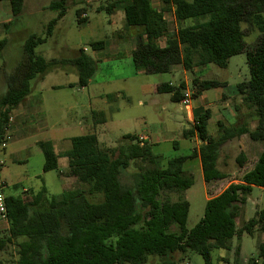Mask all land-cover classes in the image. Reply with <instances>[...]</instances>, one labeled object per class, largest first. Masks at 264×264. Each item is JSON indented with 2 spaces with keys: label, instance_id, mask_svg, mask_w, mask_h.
Wrapping results in <instances>:
<instances>
[{
  "label": "trees",
  "instance_id": "1",
  "mask_svg": "<svg viewBox=\"0 0 264 264\" xmlns=\"http://www.w3.org/2000/svg\"><path fill=\"white\" fill-rule=\"evenodd\" d=\"M13 19L20 15L24 0H7ZM98 12L110 15L118 8L124 13V26L137 28L143 42L137 44L132 60L137 72L169 73L181 65L185 71L213 64L225 68L229 58L245 51L249 79L236 85L241 102L252 108L256 116L254 128L227 127L217 122L219 135L212 137L207 130L211 117L208 110L195 117L186 137L196 138L187 156H178L162 166V159L152 152L149 143L140 144L135 135H124L115 148L103 149L94 134L71 139L67 159V176L85 188L64 191L59 197H49L43 186L39 191L26 190L18 195L3 196L7 220V236L0 239V248L16 243V264H145L156 257L161 264H175V253L193 252L204 264H212L214 250H230V240L243 234L253 236L260 231L264 240V207L254 217L236 227L252 188L264 190V0H160L159 10L151 0H103ZM67 0H51L48 10L56 16L42 35H30L23 43V61L7 77V90L0 97V149L7 142L10 114L31 92V82L57 64L71 65L77 72V83L87 85L96 71L95 61L81 49L71 60L46 61L35 50L52 35L57 22L66 14ZM172 7H171V6ZM172 8L177 28L170 32L163 17ZM83 8L76 10L77 22ZM192 22L186 25V22ZM253 25L262 33L255 45L247 50L242 24ZM8 24V23H7ZM5 24V26H7ZM164 38V46L158 44ZM0 40V53L5 47ZM94 51L103 49L104 41L90 43ZM1 68V67H0ZM217 81L193 78L191 99L203 91L224 86ZM186 85L162 83L157 93L170 94V101L180 103ZM246 135L250 141L263 145L252 168L243 173L238 183L229 184L221 193L206 200L203 217L191 229H186L189 204L182 197L170 201L167 194H182L193 185V176L185 171L188 160L199 159L204 182L209 185L223 180L217 161L221 147ZM42 156V171L57 169V156L50 142L37 143ZM176 148V144L174 143ZM3 150V149H2ZM239 168L245 157H236ZM137 167L123 180L127 169ZM13 190L17 186L13 185ZM98 201H92L96 197ZM239 247L235 251L238 256ZM258 258L264 259V242ZM224 259H221L223 261ZM256 258L248 260L255 264Z\"/></svg>",
  "mask_w": 264,
  "mask_h": 264
},
{
  "label": "rangeland",
  "instance_id": "2",
  "mask_svg": "<svg viewBox=\"0 0 264 264\" xmlns=\"http://www.w3.org/2000/svg\"><path fill=\"white\" fill-rule=\"evenodd\" d=\"M26 1L28 4L23 7L21 14L13 23L9 24V21L8 24L6 23L7 26L0 27V40L4 39L6 42L0 53V97L7 90V76L23 61L22 46L26 38L30 35H42L47 23L56 16L54 12L42 9L51 0ZM152 2L158 9L161 8V4L156 5L158 0ZM103 4V0H67L66 14L57 23L53 36L44 45L36 48V54L47 61L71 59L75 56L74 52L82 49L95 61L96 71L91 83L83 89L67 87L69 83L77 81L75 68L69 65L57 68L37 83L38 88H43L42 94L37 96L34 90L30 97L33 100L43 99L44 108L49 112L46 129L41 125L39 114L33 119V115L28 118L25 113L33 105L31 98L23 101L18 107L22 109L18 119L21 120L23 130L19 135L14 129L9 128L7 147L4 152L1 151L4 147L0 149V166H2L0 195H18L26 190L36 192L44 186L49 197H59L64 191L86 187L74 178L65 182L60 179L59 173L63 172L62 162L56 170L45 173L42 171L43 156L36 143L46 138L57 141L67 136L96 134L99 138L102 135L100 147L110 149L117 147L125 134L136 136L147 134L152 140V152L162 159V166H165L171 158L189 155L190 146L198 147L199 142L195 137L191 139V143L181 137L182 129L192 130V127H187L183 121V106L170 101V94L155 92V88L162 83L177 86L180 82H185L184 92L189 95L193 93L191 88L193 78L225 84L204 91L201 97L191 99L190 103L193 107L197 104H205L204 109L211 114L207 130L213 137L219 135L217 127L219 120L227 127L256 126L254 110L241 102L236 90L237 84L249 79L245 51L229 58L225 68L209 64L193 72L173 69L164 74L135 75L128 28H123V22L115 19V24L121 27V33H115L114 27L108 23L109 16L103 11L96 12L97 7ZM81 8L84 9L83 14L88 16L85 25L77 24L76 10ZM7 13L10 16L9 10ZM166 21L170 32L177 28L171 12L166 14ZM185 24L190 25L192 22ZM242 29L245 34L244 43L249 50L263 34L247 23L242 24ZM118 35L122 36L121 40L116 48H113L110 38L113 36L116 40ZM95 41H104L105 47L102 51L93 50L90 43ZM164 42L165 39L162 38L158 44L164 46ZM59 85L66 86L62 89L52 87ZM109 94L113 96L106 100L105 96ZM92 111L103 112L105 123L93 127ZM26 120L29 121L25 124ZM81 120L82 126L75 127V123ZM174 142H177V148L174 147ZM262 148V144L250 141L246 135L225 143L221 147L217 166L226 177L209 185L203 180L199 159L187 161L185 171L192 174L193 185L180 195L174 193L166 195L170 201L182 197L188 202L186 229L193 228L203 217L207 198L218 195L229 184L239 182L243 173L252 168ZM239 153L245 157L242 168H239L235 160ZM149 166L147 163L130 166L123 175V180L127 181L128 175L137 167ZM12 185H16L17 190H13ZM99 199L100 197L97 196L91 200ZM263 207L264 190L252 188L240 216L235 220L236 227L240 228L243 222L254 217L255 212ZM7 229V221L0 218L1 240L7 236ZM20 241L21 239L14 240L0 248V264H16V243ZM263 241L260 231H256L253 236L243 234L239 239L233 238L230 240V250H214L211 253L212 264H245L246 262L249 264L248 260L251 258H256L257 263L261 264L264 259L258 258V252ZM237 247H239L238 256L235 255ZM172 259L175 264H204L200 255L189 251L184 254L175 253ZM145 264L161 263L158 258L150 257Z\"/></svg>",
  "mask_w": 264,
  "mask_h": 264
},
{
  "label": "crops",
  "instance_id": "3",
  "mask_svg": "<svg viewBox=\"0 0 264 264\" xmlns=\"http://www.w3.org/2000/svg\"><path fill=\"white\" fill-rule=\"evenodd\" d=\"M27 1L26 0H24L23 1V7L24 6H26L28 3H26ZM50 3V2H49ZM151 4H152V7L153 8H155V9H157V10H159L154 4H153V2H152V0H151ZM159 4H161V2H160V0H158V2H157V6H159ZM49 5V4H48ZM48 5H46V6H44L42 9L43 10H45V9H47L48 10ZM162 6V4L160 5V7ZM171 6V5H170ZM23 7H22V9H23ZM100 6H98L97 7V9H96V12H98V8H99ZM172 7V6H171ZM170 7V9H166V10H164V12H163V17H164V19L166 20V14L168 13V12H171L172 13V8ZM8 10H9V13H10V16H11V18H10V16L8 15ZM22 12V11H21ZM55 13V12H54ZM84 13V11L82 12V14ZM21 14V13H20ZM56 14V13H55ZM82 14L80 15V19H84V21L83 22H81V23H78L77 22V24L78 25H85L87 22H88V16H87V14H83V17H82ZM85 15V16H84ZM3 16V17H2ZM109 16V20H108V23H109V25H111V26H113L114 27V29H115V33H121V27H118V25H116L115 24V19H117L118 21H122L123 22V28H125V29H127V27H125L124 26V13H123V10H122V8H118L117 10H115L113 13H111L110 15H108ZM172 16H173V13H172ZM174 18V17H173ZM13 19V17H12V14H11V10H10V5H9V2L7 1V0H0V27L1 26H5V24L6 23H8L9 21H11ZM61 20V19H60ZM59 20V21H60ZM58 21V22H59ZM57 22V23H58ZM57 25V24H56ZM56 27V26H55ZM55 27H54V30H55ZM169 27V26H168ZM54 30H53V32H52V35L51 36H49L48 38H47V40H46V42L48 41V39L49 38H51L52 36H53V33H54ZM128 31H129V39H130V42H131V60H132V53H133V51L136 49V47H137V44L139 43V42H143L144 41V37H141L140 36V33L138 32V31H140L139 29H132V28H128L127 29ZM138 30V31H137ZM131 31V32H130ZM0 32H1V30H0ZM119 37L115 40L114 39V37L112 36L110 39H111V42H112V47L113 48H116V46H117V44L119 43V41L121 40L120 39V37H122L121 35H118ZM112 38H113V41H112ZM45 42V43H46ZM44 43V44H45ZM44 44H42V45H44ZM41 46V45H40ZM104 47H105V45H104ZM104 47H103V49H104ZM103 49H100V50H96V51H102ZM84 51V50H83ZM74 54H75V56L73 57V58H75L76 56H77V52L75 53L74 52ZM73 58H71V59H73ZM71 59H67V61L68 60H71ZM61 60H64V59H61ZM47 61V60H46ZM48 61H51V60H48ZM57 61H59V60H57ZM132 64H133V68H134V72H135V75H137V74H143V75H147V74H144L143 72H137V70L135 69V66H134V63H133V60H132ZM69 65V64H68ZM61 66H64V65H61V64H57L55 67H53V68H51L49 71H47L44 75H41V76H38V77H35L34 79H33V81L32 82H35L36 84L34 85V83H32L31 82V92H30V94L23 100V101H25V100H31L32 98L30 97L31 96V94H32V92H34V90H35V95H37V96H39L40 94H42V89L43 88H38L37 86H38V82H40V81H42L43 79H44V77H45V75H47V74H49V73H51V72H53V71H55V70H57V68H59V67H61ZM69 66H71V65H69ZM72 67V66H71ZM204 68V67H203ZM173 69H176V70H179V71H184V72H187V71H185L183 68H182V66L181 65H177V66H173L172 68H171V70H170V72L173 70ZM15 70V69H14ZM75 70V73H76V76H77V72H76V69H74ZM194 71H196V69L194 70ZM14 72V71H13ZM12 74V73H11ZM11 74H9V75H11ZM95 74V73H94ZM8 75V76H9ZM7 76V77H8ZM94 76V75H93ZM93 76H92V78H93ZM91 78V79H92ZM91 79H89L88 80V82H87V85L85 86V87H87L88 86V84H90L91 83ZM77 83V81L75 82V83H69L68 85H67V87L68 88H78V87H76V86H74V87H71V85H75ZM185 83V82H184ZM186 85V84H185ZM65 86L66 85H59V86H52L53 87V89H62V88H65ZM85 87H82V88H78V89H83V88H85ZM158 87V86H157ZM157 87L155 88V92L157 93ZM204 92V91H203ZM203 92L200 94V96L199 97H201L202 96V94H203ZM112 96L113 95H111V94H109V95H106L105 96V99L107 100H109V99H111L112 98ZM199 97H197L196 99H198ZM31 98V99H30ZM33 100V99H32ZM43 99L42 98H40L39 100L37 99V100H33L32 102H33V105L32 106H30V108L29 109H27V111H25V113L28 115V118H30L31 117V115H33L34 117H33V119L35 118V116H36V114H39L40 116H41V125L44 127V129H46V127H47V123H46V121H47V118H48V114H49V112L44 108V102L42 101ZM23 103V102H22ZM21 103V104H22ZM30 103V102H29ZM190 103H191V100H190ZM20 104V105H21ZM179 105H180V103H178ZM19 105V106H20ZM205 105V104H204ZM204 105H199V104H197L196 106H192L191 104H190V108H191V111L190 112H188V111H186L184 108H182L183 109V111H184V119H183V121L186 123V125H187V127H193V123H194V119H195V117L196 116H198L199 114H201L203 111H205V109H204ZM207 106V105H206ZM208 107V106H207ZM204 110H203V109ZM211 111V110H210ZM22 114V109L21 108H17V109H15L12 113H11V115H10V120H9V126H10V129H14L15 130V132H17L19 135H20V133H21V131L23 130V125H22V123H21V120H19L18 119V116L19 115H21ZM91 116H92V120H93V127H95L97 124H104L105 123V117H104V115H103V112H100V111H92L91 112ZM33 119L31 120V121H33ZM29 120H26L25 121V124H26V122H28ZM219 121H221V120H219ZM190 123H192V124H190ZM82 124H83V122H82V120L81 121H79V122H76L75 123V127H77V126H82ZM252 129V128H251ZM189 130H191V128L189 129V128H186V129H182L180 132H181V137L182 138H184V139H186V140H188L190 143L192 142L191 141V139H189V138H187L186 137V135H187V133H188V131ZM95 136H96V139H97V142H98V144H99V146H101V138H103V136L102 135H100L99 136V138L97 137V135L96 134H94ZM125 135H131V134H125ZM211 135V134H210ZM81 136V135H80ZM124 136V135H123ZM136 136V135H135ZM139 136H144L145 138H146V141H148L147 143H149L150 145H151V147L153 146L152 144H151V137L150 136H148L147 134H143V135H139ZM212 136V135H211ZM74 137H77V136H67V137H65V138H63V139H61V140H57V141H55V140H52V139H49V138H46V139H44V140H42V141H44V142H50V144L52 145V148H53V151H54V153H55V155L57 156V169L61 166V162H62V168H63V172H61V173H59L60 174V179L61 180H63L64 182L65 181H67V180H70L71 181V179H73V177H70V176H67L66 175V173H67V171H68V166H67V159L64 157V153L66 152V151H68V150H70V148H71V139L72 138H74ZM136 137H138V136H136ZM213 137V136H212ZM7 138H8V136H7ZM11 139V138H10ZM104 140V139H103ZM39 142V141H38ZM37 142V143H38ZM104 142V141H103ZM7 143V142H6ZM37 143H36V145H37ZM175 144H176V148L178 147V144H177V142H174ZM6 147H7V144L4 146V149L3 150H1L2 152H4L5 151V149H6ZM38 147V146H37ZM65 147V148H64ZM39 148V147H38ZM192 146H190V148H189V153L191 152V150H192ZM103 149H105V148H103ZM106 149H108V148H106ZM1 167L2 166H0V170H1ZM65 171V172H64ZM75 179V178H74ZM13 186V185H12ZM23 190H25V189H23ZM208 199V198H207ZM264 242V241H263ZM262 242V243H263ZM261 243V244H262ZM247 263V262H246ZM245 263V264H246ZM255 264H258L257 263V261H255L254 262ZM261 264H264V262L263 261H261Z\"/></svg>",
  "mask_w": 264,
  "mask_h": 264
},
{
  "label": "built area",
  "instance_id": "4",
  "mask_svg": "<svg viewBox=\"0 0 264 264\" xmlns=\"http://www.w3.org/2000/svg\"><path fill=\"white\" fill-rule=\"evenodd\" d=\"M169 1H171V0H169ZM190 100H191V95H189L188 93H184V98L180 102V105L183 106V108L188 112L191 111ZM137 140L140 142V144H142L146 141V138L144 136H138ZM4 146H5V144H3L1 147H4ZM0 218L3 221H7L6 220V210H5V205H4V199H3L2 195H0Z\"/></svg>",
  "mask_w": 264,
  "mask_h": 264
}]
</instances>
